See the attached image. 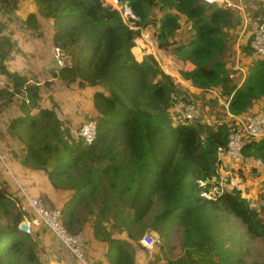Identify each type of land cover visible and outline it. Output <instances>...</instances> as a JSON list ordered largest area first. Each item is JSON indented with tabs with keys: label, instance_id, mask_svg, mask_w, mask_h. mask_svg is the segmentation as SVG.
I'll list each match as a JSON object with an SVG mask.
<instances>
[{
	"label": "trees",
	"instance_id": "1",
	"mask_svg": "<svg viewBox=\"0 0 264 264\" xmlns=\"http://www.w3.org/2000/svg\"><path fill=\"white\" fill-rule=\"evenodd\" d=\"M4 1L0 0L1 10ZM31 3L37 11L27 16L26 26L38 28L35 13L47 27L45 19L59 21L64 29L54 32L53 40L59 43L57 48L70 55L72 67L58 69L53 60L47 72L26 78L8 70L6 55H0V75L15 84L14 92L0 91V99H5L4 105L13 102L20 115L9 123L7 134L20 144L21 164L42 172L53 189L72 191L61 208L67 230L76 234L89 223L93 238L106 246L108 264H135L136 247L111 237L107 226L114 223L118 226L111 225L113 230L126 224V228L139 225L141 235L156 232L160 249L171 234L180 233L174 241L183 254L168 264H245L226 256L217 259L216 231L209 215L212 221L215 214L232 216L248 238L264 241V219L258 213L264 205L251 207L235 187L219 188L211 199L200 196L201 191L212 192L214 186L219 187L217 149L225 147L233 126L208 125L199 118L190 122L178 119L172 124L171 94L179 89L151 55L137 62L131 53L140 30L154 27L158 49L173 47L176 56L193 65L191 71L180 72L183 80L197 90L218 89L232 116L245 115L254 103L264 99V61L257 59L248 67L240 87L230 78L231 64L225 59L229 45L221 31V26L230 24V9L206 6L201 0H117L118 7L130 8L135 18L128 19L133 23L131 28L119 11L101 0ZM155 7H166L176 14H166L157 22L147 12ZM178 15L185 17L192 35L185 45L174 47L172 39L180 28ZM63 20L69 24L63 25ZM247 50L250 55V46ZM53 85L91 86L105 92L93 95L99 118L91 146L84 145L81 138L72 140L53 110L41 106ZM119 129L121 151L108 140L110 134L118 135ZM243 156L263 163L264 139L248 141ZM199 181L206 183L203 188ZM10 202L6 189L0 187V214L6 213ZM146 217L148 224H143ZM117 230L138 242L128 229ZM37 249L38 243L30 235L0 225V264H42Z\"/></svg>",
	"mask_w": 264,
	"mask_h": 264
},
{
	"label": "rangeland",
	"instance_id": "2",
	"mask_svg": "<svg viewBox=\"0 0 264 264\" xmlns=\"http://www.w3.org/2000/svg\"><path fill=\"white\" fill-rule=\"evenodd\" d=\"M31 1L32 0H21L16 2L14 0H5L3 2L4 9H0V55H6L5 61L7 63L5 66L8 70L18 72V74L26 78L38 73H45L50 69L51 64L54 65V48L58 47L59 43L53 40V33L64 29L62 25H58L59 21L51 18L45 19L47 20L46 25L49 27L45 26L44 22L40 21L39 15L36 13L34 15L39 23L38 28L34 29L33 27H27L25 19L31 12L37 11L35 5L31 3ZM101 1L104 5L111 7L109 0ZM113 9L119 11L123 21L129 27L133 28V23L129 22L128 18L123 15L120 7H114ZM147 12L148 17L157 22L166 14H176L174 10L166 7L163 9L159 7L151 8L148 9ZM231 13L233 15L229 22L230 24L221 26V31H223L229 45V55H227L225 59H228L231 64L229 67V72L231 74L230 78H233V81L236 82V80L243 78L245 69L247 70L251 64L259 60L254 57L252 54L253 52L251 53L252 55L244 56L247 60H243V58L240 60V55L235 54L234 51L237 41L235 42L234 32H236L241 20L236 13H233V11ZM178 16L180 28L176 32L174 39H172V41L174 40V47L185 45L189 42L190 36L192 35L185 17L183 15ZM67 22V20H63L62 23L67 26L69 24H67ZM247 25V33H250L251 25ZM5 39L8 40L7 43L4 42ZM134 44L135 46L132 48L131 53L135 60L141 62L144 56L151 55L157 62L161 71L172 78L174 84L180 91L178 95H183L194 102L196 107L195 118H199L202 123L208 125H218L221 123H226L228 126L234 125L231 118L232 115L228 110L229 104L226 100L221 98L218 89H211L208 91L197 90L191 86L189 81H185L181 78V71H191L194 67L189 64L190 62L184 61L176 56L177 54L172 52L173 47L169 50L158 49L156 29L154 27L147 26L141 29L139 37L134 40ZM241 61L243 63H241ZM247 61L249 62L248 65H246ZM3 64H5V62ZM241 64L246 67L241 66ZM239 69H242L244 74L241 73ZM0 77L6 78L2 75H0ZM54 85L44 95L41 106L53 110L56 117L63 123V129H68L69 137L76 141V134L79 127L86 121L92 119L98 120L99 118V114L96 113L93 105L94 93L100 91L105 94V92H103L101 88L91 86L83 88H58V86L56 87ZM41 88L45 90L44 85H41ZM4 101L5 99H0V187L6 189L7 185L6 191L11 202L9 207L5 210L6 213L3 212L0 214V225L3 227L8 225L13 228L15 225L14 223L20 220L19 217H27V215L20 210L21 203L23 202L20 196L22 192L26 193L28 196L40 198L42 203L49 208L58 207L61 209L62 205H56L52 201L53 205L46 197V194H44L43 191L47 188L49 182L48 180L46 181L47 177L45 176V179L42 172L32 175L29 174L28 178L27 175H23L20 170H18V172L14 171L13 164L19 163L23 153H21V147L18 141L8 136L7 128L11 122L12 116L15 112L17 113V110L14 108L13 102L12 104L4 105ZM263 111L264 105H260L256 108H252L246 114L252 115ZM18 116L20 115L18 114ZM4 121L7 125L4 124ZM177 122H179L177 119L171 118L172 124L176 125ZM120 130L121 129L117 130L119 133L118 135L110 134L108 139L114 143L119 151L123 148V145H121L123 139ZM17 145H19V148ZM227 173L230 175L232 174V179H229V181L222 186L224 189L225 187L227 189L232 186L237 187L241 195L249 200V204L253 208L259 209L261 205H264V168H262V174L260 175L254 173L251 169L246 171L239 170L235 175L231 170H228ZM15 202L18 204V207H15ZM155 212L156 204L152 209V213L154 214ZM152 213H150V216ZM258 213L264 219V210L258 211ZM209 216L211 224L216 231L215 237L219 249V252L215 254L217 259L226 256L232 261L239 260L245 264L257 262L264 263V241L248 238L239 221L232 216L215 214L213 221L211 219L212 215ZM148 220L149 218L146 217L143 220V224H148ZM111 225L115 227L118 226L116 223ZM111 225L109 224L107 226L111 236H115L118 240L124 239L133 245V247H136V250L145 252L143 257L145 256L149 260V264H168L169 261L175 259V256L183 254L182 252L179 254V244L174 241V237L179 236L180 233L171 234L169 242L164 243L163 249H160V244L162 243L159 241L158 244L157 241L159 240V236L156 232L144 231L141 235L139 225H130L128 228H126L128 226L126 224L123 226L120 225V228H116V230H113ZM117 229H128L127 232L134 236L138 242L135 243V241L130 240L128 234L119 232ZM175 230L176 232L178 231L177 228ZM82 232L86 236V250H88V236L86 231L83 230ZM147 234H150L157 242L155 247L150 250L144 248L139 242L143 236ZM104 249L105 257L107 250L105 247ZM95 261L96 259L92 258V262L94 263ZM95 263L99 264L98 262Z\"/></svg>",
	"mask_w": 264,
	"mask_h": 264
},
{
	"label": "built area",
	"instance_id": "3",
	"mask_svg": "<svg viewBox=\"0 0 264 264\" xmlns=\"http://www.w3.org/2000/svg\"><path fill=\"white\" fill-rule=\"evenodd\" d=\"M201 2L206 6L218 5V7L224 9L234 7L231 0H201ZM109 3L112 8L118 7L117 0H109ZM121 8L125 17L128 19H135L128 6L124 5ZM249 38V46L254 57L264 61V15L252 20ZM53 58L56 68L58 69H70L72 67L70 55L63 52L60 48H54ZM3 90L14 92V82L10 79L0 77V91ZM171 100L172 105L170 110L174 119H180L182 122H190V120L195 118L196 107L193 101L183 95H178V92L171 94ZM231 118L234 125L228 133L226 145L224 148L220 147L217 149V180L219 181V187L214 186L211 190L212 192L201 191L200 196L206 199L213 198L214 193H216L219 188L228 190L226 187L225 189L222 187L229 179H232V174L230 175L227 173L228 170H231L235 175L239 170L246 171L251 169L254 173L260 175L262 174V168H264V164L261 160L243 156V148L248 141H260L264 139V112L252 115L245 114L239 117L231 116ZM96 134V120L92 119L84 122L79 127L76 139L81 138L84 145L91 146L96 139ZM205 184L206 183L203 181L198 182L201 188H203ZM22 199L23 202L21 203L20 210L24 212L27 217H19L20 220L15 222L12 228L13 230L17 229L25 235H31L37 228L46 229L51 235L58 239L77 264H94L88 260L85 234L83 232L72 234L67 230L62 220L61 209L58 207L49 208L42 203L40 198L28 196L23 192L21 194V200ZM16 206L18 207V204L15 202V207ZM139 242L144 248L150 250L155 247L156 239L150 234H147L144 235Z\"/></svg>",
	"mask_w": 264,
	"mask_h": 264
},
{
	"label": "crops",
	"instance_id": "4",
	"mask_svg": "<svg viewBox=\"0 0 264 264\" xmlns=\"http://www.w3.org/2000/svg\"><path fill=\"white\" fill-rule=\"evenodd\" d=\"M14 1L19 2L21 0H14ZM231 2L234 5L233 7L234 9H230L228 11L229 12L233 11V13H236L241 20L239 23L240 25L238 26L236 32H234L235 42L237 41L236 49L234 52L236 55H240V60L241 58H243V60H247V58L244 57L245 55H249L247 47H249L250 38H249V33H247V26H248L247 24L251 25L253 19L261 15H264V0H231ZM241 63L243 62L241 61ZM248 64L249 62L247 61L246 65ZM241 66H245V65L241 64ZM239 70L241 73L244 74L242 69ZM245 76H246V69L243 78L240 80H236L235 83L237 84V87L241 86V84L245 79ZM260 105H264V99L254 103L252 108H256ZM18 118L19 116L15 112L11 118V121L13 119H18ZM4 124L7 125L5 121ZM17 147L19 148V145H17ZM21 153H23L22 150ZM21 162L22 159L19 160L18 164L15 165L13 164V169L15 172H18V170H20V172H22L23 175H27L28 178H29V174L32 175V174L41 173L40 171L33 172L29 170L28 168L22 166ZM103 188L105 190V187ZM6 189H7V185H6ZM43 192L44 194H46V197L51 201L52 204L54 202V204L60 206L62 205V207L65 204V202L72 196V191L56 190L53 189L50 184ZM83 230L86 231L88 236V250H87L88 260L89 261L91 260L90 262H92V258H95L96 259L95 262H98L99 264H108V262L105 260L104 257V253H105L104 247L106 248L105 244L102 242H98L93 238L92 228L89 223H86L84 225ZM30 236L34 241L38 243L37 255L42 264H77L72 258L71 254L61 245L58 239L55 238L53 235H51L46 229L37 228ZM111 237L116 239L115 236H111ZM119 240H124V239H119ZM143 254L145 255V252H141V250L135 251V264H140V263L149 264V260L145 256L143 257ZM95 262L94 264H96Z\"/></svg>",
	"mask_w": 264,
	"mask_h": 264
},
{
	"label": "clouds",
	"instance_id": "5",
	"mask_svg": "<svg viewBox=\"0 0 264 264\" xmlns=\"http://www.w3.org/2000/svg\"><path fill=\"white\" fill-rule=\"evenodd\" d=\"M121 8V7H120ZM122 9V8H121Z\"/></svg>",
	"mask_w": 264,
	"mask_h": 264
}]
</instances>
